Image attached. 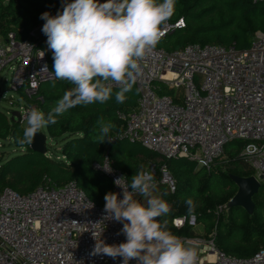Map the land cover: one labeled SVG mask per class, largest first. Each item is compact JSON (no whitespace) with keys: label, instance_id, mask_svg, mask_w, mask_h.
<instances>
[{"label":"built area","instance_id":"2783aa9c","mask_svg":"<svg viewBox=\"0 0 264 264\" xmlns=\"http://www.w3.org/2000/svg\"><path fill=\"white\" fill-rule=\"evenodd\" d=\"M185 26L182 17L167 22L160 41ZM141 64L137 106L118 112L123 121L118 137L140 141L167 159L188 157L206 169L224 156L227 142L242 140V154L254 175L264 176V33H256L244 50L192 43L166 51L157 45ZM45 65L48 70L42 71ZM4 70L12 73L10 89L30 98H39V85L53 78L45 51L30 40H16L13 33L0 41V73ZM159 85L174 89L175 97L160 94ZM33 108L24 106L20 120ZM95 168L122 199L123 190L114 180L124 177L129 183L113 160L106 155ZM146 171L154 178L159 175L169 191L176 190L165 164L150 163ZM104 205L94 202L76 181L47 184L28 194L5 188L0 191V264H121L119 257L91 254L94 237L109 245L126 241L120 232L123 224L104 219ZM192 220L195 216L182 215L172 222L182 228ZM176 236L197 249V264H264V248L241 258L220 250L212 237Z\"/></svg>","mask_w":264,"mask_h":264},{"label":"trees","instance_id":"16d2710c","mask_svg":"<svg viewBox=\"0 0 264 264\" xmlns=\"http://www.w3.org/2000/svg\"><path fill=\"white\" fill-rule=\"evenodd\" d=\"M63 3L64 0H0V39L5 41L13 33L18 41H32L45 51L52 72L53 60L46 43L47 37L43 33L35 36L34 31L45 23L40 18L43 13L53 15L62 11ZM181 17L186 26L170 32L158 43L160 48L174 51L199 43L234 46L244 50L251 46L256 33H264V2L176 0L174 14L167 22H175ZM72 87L65 81L55 80L53 74L52 79L39 85V98H30L23 91L20 93L26 100L25 105L34 104L47 114ZM137 89L135 84L125 94V101L117 103L115 93L119 87L114 86L113 95L107 102L76 106L58 116L57 123L46 126L50 139L60 143L55 156L50 155L52 145L49 143L47 153L34 151L30 144L19 143L25 129L24 121L0 110V141H8L18 150L14 155L0 158V191L10 188L20 194H28L47 184L63 185L76 181L94 202L104 205V196L113 192V185L95 168V164L102 163L106 155L121 170L129 184L141 166L147 170L150 163H156L158 167L165 164L176 180V190L169 191L167 195L170 211L168 217L162 219L168 221V229L173 234L191 236L192 226L189 222L177 228L172 219L193 215L196 223L204 224L205 237L214 238L218 248L227 254L246 258L264 248V181L254 196L252 214L241 207L228 206L231 218L226 223L218 209L219 205L228 203L238 190L230 174L243 177L255 174L242 154L245 141L227 142L224 149L227 158L217 159L210 169H206L188 157L167 159L140 141L130 142L118 137L123 130V121L118 117V112L137 106L140 96ZM159 93L175 97L171 87L159 85ZM101 121L113 125L103 143L99 139ZM114 137L116 139L111 140ZM219 161L231 171L226 174L215 170L214 166ZM188 200L192 202L191 211L186 203ZM214 220L216 226L212 223Z\"/></svg>","mask_w":264,"mask_h":264},{"label":"clouds","instance_id":"9594fccd","mask_svg":"<svg viewBox=\"0 0 264 264\" xmlns=\"http://www.w3.org/2000/svg\"><path fill=\"white\" fill-rule=\"evenodd\" d=\"M175 5L176 0H64L55 16L43 13L42 32L52 53L54 78L74 87L47 114L35 108L27 112L19 143L31 144L42 128L57 123L58 116L76 106L107 102L114 86L119 87L116 102L123 103L142 74V60L158 45L162 26L174 14ZM47 70L45 65L42 71ZM112 127L100 122V143ZM123 180H114L123 190L122 199L115 192L104 196V219L122 223L120 232L126 241L109 245L94 237L91 254L119 257L121 264L132 260L137 264H197V249L186 246L162 219L170 208L154 195V174L141 166L130 184ZM186 203L191 211V200Z\"/></svg>","mask_w":264,"mask_h":264},{"label":"rangeland","instance_id":"374dc122","mask_svg":"<svg viewBox=\"0 0 264 264\" xmlns=\"http://www.w3.org/2000/svg\"><path fill=\"white\" fill-rule=\"evenodd\" d=\"M42 27L43 25H41L34 31L35 36H38L43 33ZM11 82H12L11 71L10 72L9 70L2 71L0 73V91L2 92V97H0V110L8 114L10 117L12 116L13 112L23 113V107L26 106L25 105L26 100L23 97V95L20 92H16L10 89ZM23 121H24V126L26 127L27 122L26 120H23ZM41 131L43 133H47L46 127L42 128ZM48 143L52 145L50 155L55 156V152L56 151L58 152L59 150L60 143H56V141L52 139H49ZM17 151L18 150L13 145L9 144L8 141H0V158L2 156H5L6 158L8 156L14 155L15 153H17ZM225 158H227V155L223 156L222 160H224ZM214 169L219 170L218 172L224 171L226 174L231 171L230 169L227 168V166L224 163H221L220 161L217 164H215ZM155 183L157 186L156 190L162 189V188H165L166 190H168L166 185L160 182L159 175H157V177L155 178ZM136 198L139 199L140 197H136ZM232 208H235V207H232ZM218 209L220 212V216L222 217L221 219L224 220L226 223L227 222L229 223L231 216L228 211V203H223L219 205ZM190 217L193 218L194 216L191 215ZM189 223L192 226L190 237H205L204 224L196 223V218H195V222H193L192 220V222H189ZM212 223L214 224V226H216V220L212 221Z\"/></svg>","mask_w":264,"mask_h":264},{"label":"water","instance_id":"95a60500","mask_svg":"<svg viewBox=\"0 0 264 264\" xmlns=\"http://www.w3.org/2000/svg\"><path fill=\"white\" fill-rule=\"evenodd\" d=\"M12 118L20 119V112H13ZM34 151L47 153L48 136L41 130L35 135L33 142L30 144ZM230 178L237 184L238 190L236 194L229 200V207H242L249 214L254 212L255 203L254 196L258 193L264 176L259 178L255 175L249 177L230 174Z\"/></svg>","mask_w":264,"mask_h":264},{"label":"crops","instance_id":"0c3cea01","mask_svg":"<svg viewBox=\"0 0 264 264\" xmlns=\"http://www.w3.org/2000/svg\"><path fill=\"white\" fill-rule=\"evenodd\" d=\"M0 41H2V40L0 39ZM45 134H47V133H45ZM47 136H48V140H49L50 137H49L48 134H47ZM168 193H169V190H166L165 188H162V189L155 190L154 195H156L157 197L163 199V200L167 203V202H169V200L167 199V195H168ZM139 200H140L141 202H143V199H142L141 197L139 198ZM167 204H168V203H167ZM168 206H169V205H168ZM168 215H169V213L167 214L166 217H168Z\"/></svg>","mask_w":264,"mask_h":264}]
</instances>
